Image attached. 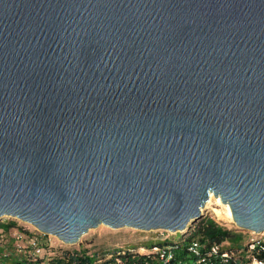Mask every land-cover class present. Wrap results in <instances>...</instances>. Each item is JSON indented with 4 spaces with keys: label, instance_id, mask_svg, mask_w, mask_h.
Listing matches in <instances>:
<instances>
[{
    "label": "water",
    "instance_id": "95a60500",
    "mask_svg": "<svg viewBox=\"0 0 264 264\" xmlns=\"http://www.w3.org/2000/svg\"><path fill=\"white\" fill-rule=\"evenodd\" d=\"M210 196L264 235V0H0V221L185 236Z\"/></svg>",
    "mask_w": 264,
    "mask_h": 264
},
{
    "label": "trees",
    "instance_id": "16d2710c",
    "mask_svg": "<svg viewBox=\"0 0 264 264\" xmlns=\"http://www.w3.org/2000/svg\"><path fill=\"white\" fill-rule=\"evenodd\" d=\"M21 236L19 243L12 235ZM17 227L12 221L0 223V264H248L251 259L264 258V242L252 253H247V239L243 233L224 228L210 218H202L193 225L178 243L153 245L149 249L138 247L130 250L94 251L82 244L59 246L46 242L45 236L35 235ZM3 235L5 238H3ZM37 239L39 253L35 254L31 240ZM191 244L203 246L196 257L190 251ZM218 248L216 254L208 256L209 249ZM156 248L157 251H153ZM143 251L140 252L139 250ZM226 255V256H223ZM170 258V259H169Z\"/></svg>",
    "mask_w": 264,
    "mask_h": 264
},
{
    "label": "rangeland",
    "instance_id": "374dc122",
    "mask_svg": "<svg viewBox=\"0 0 264 264\" xmlns=\"http://www.w3.org/2000/svg\"><path fill=\"white\" fill-rule=\"evenodd\" d=\"M209 198L215 199L213 196ZM213 219L215 222L221 224L224 228L235 229L234 224L226 217L225 211L221 206H218L214 203V201H209L206 203L203 209V218ZM12 221L17 224V227L26 230L27 232H36L32 227L22 224L16 220L3 218L0 223ZM239 232V231H237ZM243 233L247 239H250L251 234ZM11 233L10 235H12ZM14 235H12L13 237ZM3 238L5 236L3 235ZM182 235L180 233L168 234L163 232H139L131 229H121V230H110L104 226H99L94 230H89L85 235H83L79 241L75 244H82V246L87 248H94V251H110V250H130V249H138V247H143L145 249H149L153 245H164L171 243H178L182 240ZM252 238V237H251ZM46 242L49 244L58 243L61 245L55 238L45 236ZM2 237L0 236V241H2ZM15 245L19 243V241H12ZM2 243H0V247L2 248ZM140 249L139 251H141Z\"/></svg>",
    "mask_w": 264,
    "mask_h": 264
},
{
    "label": "built area",
    "instance_id": "2783aa9c",
    "mask_svg": "<svg viewBox=\"0 0 264 264\" xmlns=\"http://www.w3.org/2000/svg\"><path fill=\"white\" fill-rule=\"evenodd\" d=\"M36 234L35 235H42L40 233H38L37 231L35 232ZM44 236V235H42ZM14 239L16 241H21V236L19 235H14L13 236ZM252 239L250 240V242L248 243L247 245V253H252L255 251L256 247H258L261 243L264 242V235H260V236H253L251 235ZM31 244V248L32 250L34 251L35 254H38L39 253V249L37 247V239L34 238L31 240L30 242ZM203 246L199 247L197 246L196 244H191V246L189 247V251L194 255V256H198L199 253H200V250H202ZM143 251V250H141ZM153 251H157L156 248H153ZM218 251V248L216 246H213L209 249V252H208V256H211V255H214L216 254ZM223 256H226V255H223ZM248 258L250 259V261L248 262V264H264V258L260 259V260H255V259H251L252 258V255H248ZM170 259V258H169Z\"/></svg>",
    "mask_w": 264,
    "mask_h": 264
},
{
    "label": "bare ground",
    "instance_id": "6f19581e",
    "mask_svg": "<svg viewBox=\"0 0 264 264\" xmlns=\"http://www.w3.org/2000/svg\"><path fill=\"white\" fill-rule=\"evenodd\" d=\"M211 201H214L215 204H217L218 206H221V207L224 209V211H225L226 217L232 222V217H231V214H230V211H229L228 206H226V205H222V204L220 203L219 199H212V198H209V203H210Z\"/></svg>",
    "mask_w": 264,
    "mask_h": 264
}]
</instances>
